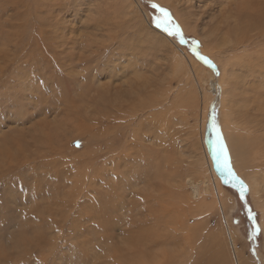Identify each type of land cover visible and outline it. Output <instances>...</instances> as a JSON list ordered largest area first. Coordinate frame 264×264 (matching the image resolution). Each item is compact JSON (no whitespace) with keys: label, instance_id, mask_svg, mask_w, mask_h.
Returning a JSON list of instances; mask_svg holds the SVG:
<instances>
[{"label":"rangeland","instance_id":"obj_1","mask_svg":"<svg viewBox=\"0 0 264 264\" xmlns=\"http://www.w3.org/2000/svg\"><path fill=\"white\" fill-rule=\"evenodd\" d=\"M153 3L218 78L156 28ZM181 51L216 85L232 67L235 104L204 100ZM213 107L247 207L212 163ZM228 117L261 131L244 158ZM263 120L264 0H0V264H264ZM201 166L224 207L214 185L215 202L201 186L208 206H192Z\"/></svg>","mask_w":264,"mask_h":264},{"label":"bare ground","instance_id":"obj_2","mask_svg":"<svg viewBox=\"0 0 264 264\" xmlns=\"http://www.w3.org/2000/svg\"><path fill=\"white\" fill-rule=\"evenodd\" d=\"M209 8V7H208ZM140 9H141V12H142V14H143V17L145 18V20H147L148 21V16H147V13L144 11V10H142V7L140 6ZM210 10L209 11H215L216 10V6H211V8H209ZM222 12V14H223V17L226 15V11L223 9V11H221ZM204 14H205V12H204ZM206 14L207 15H209V13L206 11ZM211 15V14H210ZM225 18V17H224ZM226 18H227V16H226ZM223 19H221V22L223 23V21H222ZM220 22V23H221ZM149 23V22H148ZM227 24V23H226ZM151 25V24H150ZM218 30H220L219 29V26L217 27V29L216 30H214V32L216 31V33H217V31ZM216 33H213V34H216ZM225 36H227V38L229 37L228 35H226V34H224ZM167 36V35H166ZM231 36V35H230ZM167 38L168 39H170L171 41H172V43L174 44V46L175 47H177V49L178 50H181L180 48H179V45H177V43L176 42H174L173 40H172V38H169L168 36H167ZM227 38H225V39H227ZM208 50V49H207ZM181 53L184 55V57L186 56L187 57V59L189 60V62L192 64V66H193V71H194V73H196L195 75L197 76V77H199V79L198 80H200V86H202V88H199V89H201V92H202V96H204L205 97V99L204 100H207V98H206V96L208 95L209 96V103H210V101L212 100L211 98H210V96H214L216 93H220L221 95H219V97L221 96V102H223V104L225 105L226 104V97H227V93H228V90L230 91V89H229V87H228V85H230V84H228L227 85V83H226V81L225 80H229V79H227L228 77H229V75L231 76L234 72L233 71H231V68L232 67H230V69L229 68H227V66L225 65V67H224V71H223V76H222V79H221V81L223 82L222 83V85H216V82H215V80H214V76H213V74L209 71V69H207V76H205V75H203V74H200V67L199 66H196V62L194 63V61H193V59L188 55V53H186L185 51H181ZM36 57V56H35ZM180 57V56H179ZM221 60V59H220ZM183 63V62H182ZM135 65V64H134ZM134 65H131V67L133 68L134 67ZM134 69V68H133ZM229 70L231 71V72H229ZM229 72V74L228 75H226V73H228ZM232 73V74H231ZM127 75V74H126ZM232 77V76H231ZM230 77V78H231ZM241 77V76H240ZM231 82V81H230ZM232 84V83H231ZM233 85V84H232ZM236 85V84H235ZM85 87V86H84ZM239 87V86H238ZM247 87V86H246ZM228 88V89H227ZM253 89V88H252ZM234 90V89H233ZM254 90V89H253ZM256 90H258V89H256ZM234 92V91H233ZM243 92V91H242ZM248 92V91H247ZM255 93V92H254ZM243 94V93H242ZM249 94H251L250 92H249ZM241 95V94H240ZM245 95H247V94H244L243 96H245ZM125 96V95H124ZM228 96H229V94H228ZM248 96V95H247ZM230 97H231V95H230ZM249 97V96H248ZM251 97H253V96H251ZM213 98V97H212ZM259 100V99H258ZM133 101V100H132ZM131 100H129V101H127V102H129V103H131L132 102ZM228 102L230 101V100H227ZM233 101V100H232ZM246 101V100H245ZM257 101V100H256ZM234 102V101H233ZM231 103V101L229 102V103H231V104H235V102L234 103ZM242 102V101H241ZM158 104H161V103H159L158 102ZM222 104V105H223ZM237 104V103H236ZM240 106H242L241 104H239ZM209 106V105H208ZM231 106H233V105H231ZM239 106V107H240ZM244 106V105H243ZM252 106H254V105H252ZM238 107V108H239ZM251 107V106H250ZM255 107V106H254ZM131 108V107H130ZM133 108V107H132ZM225 108V107H224ZM228 108V107H227ZM257 108V107H256ZM233 109H235V108H233ZM229 110V109H228ZM246 110H248V107L246 108ZM133 111V110H132ZM140 111V110H139ZM141 111H143V110H141ZM224 111H226V110H224ZM250 111V110H249ZM252 111V110H251ZM259 111V110H258ZM260 111H262V110H260ZM239 112V111H238ZM249 114H250V112H248ZM253 113V112H252ZM124 114H126L125 112H124ZM130 114V113H129ZM231 113H228V115H230ZM237 114V113H236ZM242 114V113H241ZM247 114V113H246ZM114 116H116L115 115V113L113 114ZM254 115H256V114H252V118H251V115H249L250 117V119L251 120H253L254 119ZM121 116H123V115H121V112L120 113H118V117H121ZM231 116V115H230ZM245 116V115H244ZM243 116V117H244ZM257 116H258V114H257ZM129 117V116H128ZM205 117H206V115H205ZM226 117V116H225ZM247 118H248V115L246 116ZM232 118V117H231ZM245 118V117H244ZM246 118V119H247ZM258 118H259V116H258ZM260 119H261V117H260ZM140 120V119H139ZM233 120H234V118H233ZM236 120V119H235ZM241 120V119H240ZM142 121V120H141ZM231 121V119H230V117H228L227 118V120H225V122H224V130H225V134L228 136V140L230 141V143H231V146H233L235 149H236V155H240V156H242V158H244L245 157V155L247 154V152L249 151V148H248V141H251V139L252 138H255L256 140L257 139H259L258 137H260L259 136V134L261 135V131L258 133V137H256L254 134H253V130L251 131V128H246L245 126H242V125H239L238 123H239V121H238V123H237V121L235 122H230ZM253 121H255L256 122V119H254ZM252 121V123H254ZM264 121V120H263ZM262 122V121H261ZM231 123H233V125L231 124ZM250 123V122H249ZM252 123L250 124V125H252ZM230 124L232 125V126H230ZM237 124V125H236ZM241 124V123H240ZM247 126V125H246ZM254 126V125H253ZM244 127L246 128V130H244ZM257 127V126H256ZM204 129V128H203ZM254 129V128H253ZM233 131V132H232ZM255 131V130H254ZM263 132V131H262ZM236 133V134H235ZM235 134V135H234ZM134 138V137H133ZM261 140H262V142H264V136L262 135L261 136V138H260ZM138 140V139H137ZM134 146V145H133ZM259 147H262V145L261 146H259ZM133 148V147H132ZM255 148H256V146H255ZM131 149V148H130ZM129 149V150H130ZM206 149V148H205ZM259 149V148H258ZM257 149V150H258ZM264 149V148H263ZM133 150V149H132ZM253 150V149H252ZM261 152V158L264 156V150H261L260 151ZM259 152V153H260ZM250 155V154H249ZM255 155H256V153H255ZM127 156V155H126ZM129 157V156H128ZM156 157V156H155ZM210 157V156H209ZM237 157V156H236ZM239 157V156H238ZM250 157V156H249ZM241 158V159H242ZM246 158H248L247 156H246ZM206 159V158H205ZM118 160V159H117ZM239 161V160H238ZM237 161V162H238ZM244 161V160H243ZM247 161H249V160H247ZM241 162V161H240ZM240 162H238V163H240ZM151 163H153L154 164V162H153V160H152V162ZM201 163V162H200ZM263 164H264V161L262 162ZM237 164V163H236ZM210 165V164H209ZM240 165V164H239ZM135 166V165H134ZM245 166H246V164H245ZM263 166V165H262ZM128 167V166H127ZM137 167V166H136ZM133 169H134V167H133ZM264 169V168H263ZM201 170V171H200ZM111 173V172H110ZM137 173V172H136ZM160 174V173H159ZM132 178V177H131ZM141 179V178H140ZM139 179V180H140ZM138 180V181H139ZM196 182L195 181H190V183H191V186H192V206H195V205H197V206H199V207H203V208H206L207 206H208V204H207V199L205 198V197H203L202 196V191H201V186H203L202 187V189H203V191H204V193L206 194V195H208V194H210V195H212V198H214L213 200H214V202H215V198H216V195L215 194H213V190H214V188L217 190V193H219L220 194V196H218L217 197V199L219 200V201H221V204H222V206L224 207L225 205H224V203L226 204L227 203V199H226V197H225V195L223 194L224 193V189L220 186V184H219V180H218V178L216 177V174H215V172H214V170L210 167V172L207 170H205V168L204 167H200L199 169H198V174H196ZM147 183V182H146ZM151 184V183H150ZM213 185H214V188H213ZM256 185V184H255ZM150 186V185H149ZM257 186V185H256ZM138 188V187H137ZM256 194H257V192H256ZM209 195V196H210ZM132 199V198H131ZM130 207V206H129ZM115 208V207H114ZM125 218V217H124ZM263 219V218H262ZM127 222V221H126ZM136 223V222H135ZM263 229H264V219H263ZM228 234H229V238H230V242H231V244H232V247L234 248V238H233V236H232V234L230 233V230H228ZM156 236V235H155ZM151 239H153V238H151ZM150 239V240H151ZM152 241V240H151ZM150 241V242H151ZM156 241V240H155ZM160 241V240H159ZM158 241V242H159ZM153 243V242H152ZM151 244V243H150ZM155 243H153V245H154ZM156 245V244H155ZM148 247V246H147ZM264 257V256H263ZM211 260V259H210ZM209 264L208 262H205V264Z\"/></svg>","mask_w":264,"mask_h":264},{"label":"snow or ice","instance_id":"obj_3","mask_svg":"<svg viewBox=\"0 0 264 264\" xmlns=\"http://www.w3.org/2000/svg\"><path fill=\"white\" fill-rule=\"evenodd\" d=\"M152 11H159V13L165 18L161 21L160 17L157 16L154 19L156 28L162 29L169 38L175 40L179 38V43L181 45L186 44L188 41L183 34V31L179 24L175 23L171 13L159 4L153 3L151 5ZM193 47L192 51L196 55V58L202 61L204 64L208 65L214 70L217 78L219 77V70L213 61L204 56L199 52L196 46L198 42L192 41ZM218 108L213 107L211 112V145H212V163L216 170L219 171L221 177H223L224 184H230L232 189H235L238 193V198L244 202L243 207H247L246 193L248 188L243 179L235 171L231 152L228 148L227 141L223 135L222 128L218 122ZM77 147H79V142H77ZM248 218L253 222V235L260 231L259 225L255 223L256 217L252 213L251 209H248Z\"/></svg>","mask_w":264,"mask_h":264},{"label":"trees","instance_id":"obj_4","mask_svg":"<svg viewBox=\"0 0 264 264\" xmlns=\"http://www.w3.org/2000/svg\"><path fill=\"white\" fill-rule=\"evenodd\" d=\"M151 12V11H150ZM155 14H157L156 16H155ZM154 15V16H153ZM152 16L153 17H157V16H159L160 17V19H161V21H163L165 18L159 13V11L157 10V11H152ZM188 37H186V39H187ZM178 42H179V38H177L176 39ZM188 44L186 43V44H183V45H181L184 49H186L190 54H192L194 57H196V55L193 53V51H192V47H193V44H192V41H196V42H198L196 39H194V38H191V37H189L188 38ZM197 47H198V49H199V47H200V44H199V42H198V44L196 45ZM229 184H226L225 186L227 187ZM252 222V221H251Z\"/></svg>","mask_w":264,"mask_h":264}]
</instances>
